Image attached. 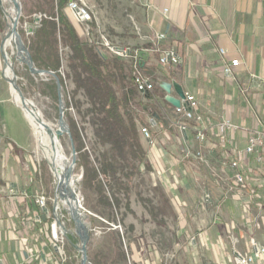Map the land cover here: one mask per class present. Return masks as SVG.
Here are the masks:
<instances>
[{"label": "rangeland", "instance_id": "374dc122", "mask_svg": "<svg viewBox=\"0 0 264 264\" xmlns=\"http://www.w3.org/2000/svg\"><path fill=\"white\" fill-rule=\"evenodd\" d=\"M1 1L0 173L5 171L7 174V170L11 168L8 162L10 159L6 157L7 152L3 144L12 138L24 149L21 161L23 167L21 169L22 186L30 185L27 189L32 198L37 193L43 192L50 199L51 210L48 214L42 212L46 217L45 222L40 223L37 219V222H32L30 225L33 217L37 215L31 214V216L29 215L31 217L30 220L26 219L27 216L20 220L18 219L19 222L13 220L17 232L13 230L14 228L11 225H9L11 227L10 230L5 227L1 233L0 257L2 256L1 258L9 264L21 263L25 260L28 251L34 250L40 251V254L44 255V257L39 258L44 264H49L46 260V255L51 252V248L50 245L46 244V241H48L46 235L52 221L50 217L52 219L55 217L51 212L54 203L60 225L71 232L72 235L69 238L75 239L74 244L69 239L64 240L63 249L67 257L70 258L67 264H80L81 255L78 251L80 242L74 233V224L69 213L63 207L61 200H59L60 198L58 196L57 198L55 197L56 181L54 176L37 149L34 131L25 114L13 100L9 81L4 73L6 65L2 55L1 44L11 27L9 20L12 14L8 10H10L12 5H8L5 0ZM18 1L22 12L16 32L22 44L26 47L30 31H34L38 27L34 20V15L40 14L37 7L43 5V0ZM78 2L85 4L92 13L93 26L95 27V24H97L98 29L113 42L117 41L121 44L139 47L136 39L144 37L146 45L150 44L154 39L151 29H144L138 26L141 30L139 31L134 21L140 25H143L144 21L138 15H135L134 19H132V13L128 12L125 6L117 2V0H78ZM65 14L82 40L88 43L89 39L97 41V31L93 30L89 37L86 36L87 25L77 24L68 9H65ZM89 28H91V24L88 25ZM99 51L102 57H110L105 50L99 48ZM5 53L11 58L14 74L17 77L16 85L23 97L33 102L42 114L43 119L57 130L59 105L53 103L49 97L42 96L40 94L41 87L39 86L40 82L49 83L53 78L51 76H42L37 80L21 61L20 50L17 51L12 45L5 49ZM59 53L61 57L60 75L65 83V91H62L61 98L65 105L64 121L68 126L76 152L75 175L77 177L72 172V186L79 201V211L87 216L85 218L81 216V219L82 221L84 219L86 224L90 225L86 248L89 264H153V262H157L155 264H212V258L209 257L208 250L204 248L205 246L201 247L199 244L198 234L206 237V231L214 223L220 224L218 228L220 243L218 248H216L217 252L218 250L220 253L224 252V246L228 247L229 252L231 251L230 249L237 248L238 239L243 240L245 243L247 242V245H249V240L254 238L264 245V228L254 230L244 224L243 217L245 216L241 204L246 201L245 199L237 201L232 192H226V176L219 171V159L213 156L209 145L204 146V149H202L206 162L198 163L190 155L186 157V153L188 149L191 152L197 151L199 145L192 141L191 138H188L187 150L183 151L182 147H180V145H183L181 143V135L176 130L169 128V126L164 128L169 132L167 131V137L163 138L162 147L169 155L166 156L167 160L170 157H176L178 161L180 160L182 169L187 173L183 185L181 184L183 177H180L179 173H175V177L171 179L170 175L165 173L166 171L164 172L166 168H159L152 158L148 160L149 150L157 148V143L160 141L158 135L157 137L152 135L158 123L156 126L150 127V141L144 140L139 133L141 144L146 153V160L144 164L138 166L130 180L120 173H116L114 177L99 173L93 185L85 187L82 182L83 170L77 167V163L80 162L79 155H86L92 166L100 171L102 156L109 155L110 147L99 144L94 136L91 122L92 113H90L91 106L83 91H76L68 68L69 50L60 45ZM30 79L34 81L35 85L30 84ZM230 91L234 99L238 101L239 97L244 102L243 97L238 94L234 85L230 86ZM251 93L252 91L248 92V98L253 101L255 99ZM258 94V101L261 100V107L258 104L257 106L264 110V93ZM154 95L157 97L155 93ZM138 101L144 104L156 105V103L143 101L139 95L135 103ZM158 101H161V99L158 98ZM253 103L255 104V102ZM157 107L159 108V106ZM152 118H145L147 126ZM70 121L74 122L78 129L82 148L79 153L76 151L78 144L74 143L68 125ZM252 124V120L246 117L245 126L251 127ZM238 126L241 125L238 124ZM144 127L142 126V128ZM59 139L64 153L71 162L70 139L66 136V133L61 132H59ZM213 139H210L211 142L216 140ZM223 148L227 151L226 147ZM213 151L219 153L217 149ZM137 164V162L134 163L136 167ZM98 180L104 186V194L108 198L113 196L117 200L116 206H107L105 202L101 201L95 188ZM123 186L128 191L127 196L123 191ZM77 190L79 191V198ZM245 195L243 193L240 196ZM7 211L5 215H10L9 217L14 219V211L13 213L11 210H9L10 212ZM182 219L185 223L181 225V229L179 222ZM12 233L14 234L12 235ZM154 253L157 255L156 259L151 256Z\"/></svg>", "mask_w": 264, "mask_h": 264}, {"label": "crops", "instance_id": "0c3cea01", "mask_svg": "<svg viewBox=\"0 0 264 264\" xmlns=\"http://www.w3.org/2000/svg\"><path fill=\"white\" fill-rule=\"evenodd\" d=\"M117 2L122 3L127 11L132 13V19L138 15L144 21L145 25L134 21L137 28L138 26L148 28L153 31L154 36L161 35V48L173 49L178 55L180 65L166 69L158 68L155 76L163 79L160 82L180 85L184 94L193 95L197 99L201 113L210 120L228 119L235 125L246 124V117H250L244 102L242 98L238 97V101L233 98L230 86L234 85L238 94L241 88H250L249 74L252 73L262 81L264 88V0H117ZM136 41L138 48L150 47V44H145L144 37ZM219 50H224L226 54L220 55ZM234 59L240 62V66L234 71L232 80L226 79L221 73L222 67ZM143 62L144 65L147 62V65L158 67L156 55L147 54ZM251 94L253 98L259 95L253 91ZM164 95L166 96L165 93ZM170 95L176 97L174 91H171ZM157 98L160 96L157 95ZM256 104L261 107V100L256 101ZM165 108L167 112L170 111L166 106ZM164 128L166 127L160 123L155 128L154 137L158 135L160 141L157 143V148L149 150L148 160L152 158L159 168H166L164 172L166 171L171 179L175 177V173H179L180 177H183L181 180L183 185L187 173L182 169L180 160L178 161L176 157L167 160L166 156L169 155L162 147L163 138L167 137L168 131ZM180 137L183 143L180 147L185 151L186 137ZM234 138L240 139V134L235 133ZM8 140L3 145L7 152L6 157L10 159L8 162L11 168L7 170V174L5 171L0 173V239L5 227L10 230L9 225H11L13 230H16L13 220L19 222L25 216L30 220L31 214H36L31 210L34 203L31 195L30 198L25 199L20 197L12 199L8 195L10 188L18 190L26 188V185L21 184L23 168L21 161L24 149L16 140L12 138ZM209 148L218 150L219 153H215L216 158H219L224 151L216 140L210 143ZM6 210H11L12 213L14 211V219H11L10 215H5ZM35 219L40 223L43 222L36 215L30 225ZM183 223L185 221L182 219L179 222L181 229ZM219 225L214 223L206 231V237L198 234L199 244L208 250L212 264H233L232 249L229 252L228 247L224 246V252L216 251L220 243ZM237 242L240 245H237L236 251L250 252L247 242L240 239ZM36 254L39 258L44 257L40 251H36ZM151 256L157 258L155 253ZM155 263L157 262H153ZM256 264H264V258Z\"/></svg>", "mask_w": 264, "mask_h": 264}, {"label": "built area", "instance_id": "2783aa9c", "mask_svg": "<svg viewBox=\"0 0 264 264\" xmlns=\"http://www.w3.org/2000/svg\"><path fill=\"white\" fill-rule=\"evenodd\" d=\"M67 9L71 12L74 21L79 25H87L86 36H90L91 28L88 25L93 24V16L90 10L82 2L78 0L70 1ZM44 17L40 14L34 15L38 21ZM90 27V26H89ZM98 34L97 41L89 39V43H93L96 47L105 50L111 57L123 61H130L131 63V77L134 86L138 90L140 98L145 102L156 103L160 108V112L165 116L168 126L176 130L179 135L186 137L184 141L186 146L188 138L199 145L195 152L188 149L186 157L189 155L198 163L206 162V157L202 152L204 146L210 145V139L214 138L223 148V153L219 159V171L226 176V192H232L237 201L245 199L241 206L244 212L243 222L247 227L254 230L264 228V110L257 106L258 96L255 100H249L248 92L264 93L262 81L254 75L249 74L251 86L250 88H241L239 94L243 97L246 111L252 120V126L235 125L228 119H221L218 121L206 118L200 111V105L197 99L190 94H185V98L181 100L178 109L173 108L172 113L167 112L162 101L154 95L155 84L153 79L146 75L142 70L144 66V57L147 54L157 56V64L161 69H166L173 66L180 65L181 61L173 49H163L160 46L162 36L156 34L150 43V47H132L129 44H121L117 41L113 42L108 39L107 35L103 34L95 24L94 27ZM33 31H30V35ZM220 55H225L224 50H219ZM240 66V62L236 59L223 65L221 73L226 79H233L234 71ZM151 95L150 99L145 98V94ZM255 102V104L253 103ZM162 103V104H161ZM157 125L155 119H150L148 126L139 127L141 137L150 141V127ZM235 133L240 134V139L234 138ZM215 157V152L212 150ZM216 158V157H215ZM30 185L25 189H9L8 195L10 198H30ZM245 193V196H240ZM32 196V195H31ZM35 205L41 212L48 214L51 208L50 199H48L43 192L37 193L33 198ZM52 206V213L54 219L50 217L51 225L48 227L46 238L47 245H50L51 252L46 255V260L49 264H67L70 259L64 252V240L69 239L72 235L66 227L60 225L57 217V209ZM15 216V215H14ZM37 222V219H35ZM231 229V228H230ZM235 229V226H234ZM233 240V237H232ZM249 253H240L235 249L232 250V259L234 264H256L264 258V245L260 244L257 239L251 238L249 240ZM44 264L36 254V251H28L25 260L16 264ZM0 264H6L4 259L0 257Z\"/></svg>", "mask_w": 264, "mask_h": 264}, {"label": "trees", "instance_id": "16d2710c", "mask_svg": "<svg viewBox=\"0 0 264 264\" xmlns=\"http://www.w3.org/2000/svg\"><path fill=\"white\" fill-rule=\"evenodd\" d=\"M70 1L75 0H43V5H39L37 10L44 17L33 34L28 37L26 48L34 67L56 73L64 91L65 83L60 75L59 47L63 45L69 50L68 68L76 91H83L91 106L94 136L99 144L110 147L109 155L102 156L100 171L92 166L86 155H79L80 162L77 163V167L83 170V185L91 187L99 173L112 177L120 173L130 180L138 166L144 164L146 160V153L139 137V126H147L145 119L147 117H153L164 127L168 126V122L156 105L144 104L141 101L135 103L139 94L132 82L130 61L111 56L102 57L98 47L79 37L65 14ZM0 29L2 30V25ZM91 30V32L94 30L93 24ZM158 68L157 65H147V62L142 67L144 73L154 81V93L160 96L163 104L172 113L173 108L165 102L164 92L159 86L160 80L163 79L155 76ZM30 84L35 85L32 79ZM39 86L40 94L49 97L57 105V87L54 81L40 82ZM145 98L150 99L151 95L146 93ZM68 125L74 143L78 144L76 151L79 153L82 148L77 126L72 121ZM135 162L138 163L137 167L134 165ZM95 188L101 201L107 206L117 205V200L113 196L108 198L104 194V186L99 180ZM123 191L127 196L128 191L124 186ZM31 210L43 222L46 221L45 215L34 203ZM69 241L74 244L75 239L69 238Z\"/></svg>", "mask_w": 264, "mask_h": 264}, {"label": "bare ground", "instance_id": "6f19581e", "mask_svg": "<svg viewBox=\"0 0 264 264\" xmlns=\"http://www.w3.org/2000/svg\"><path fill=\"white\" fill-rule=\"evenodd\" d=\"M5 1L8 2V5H12L11 0ZM8 11H10V13L12 14L9 20L11 25V21H13L14 18L15 7L12 5L10 10ZM10 45H12L17 51L20 50V53L22 54L23 49L21 48L18 40L11 39V37L8 36V38L5 40L4 49H6ZM12 70L13 63L11 61V58L7 56V64L5 66L4 73L6 74L8 81L9 79H11ZM9 87L14 102L21 107L30 126L34 131V135L37 140V149L41 157L47 162L51 173L54 176L57 189L56 194L60 198L59 200H61L63 207H65V209L69 213L74 215L77 223V230L80 232H84V230L82 229V215L79 211V201L75 196L71 180L73 172L72 160L70 162L67 158L59 139V132L66 133L67 129L63 126L60 127L58 124V129L56 130L55 127L51 126L43 119L42 114L35 107L33 102L29 101L28 99L22 100V97L20 96L18 91L14 89L10 82Z\"/></svg>", "mask_w": 264, "mask_h": 264}, {"label": "water", "instance_id": "95a60500", "mask_svg": "<svg viewBox=\"0 0 264 264\" xmlns=\"http://www.w3.org/2000/svg\"><path fill=\"white\" fill-rule=\"evenodd\" d=\"M12 5L15 7V13H14V18L13 21H11V27L9 28V33H7V35L5 36V40L9 37H11V39H16L18 40V42L21 45V48L23 49L22 51V62L27 66L29 72L35 76V77H42V76H51L53 78L54 83L56 84L57 87V101H58V105H59V110H58V124L60 127H65L67 129L66 132V136L70 139L71 142V158H72V167H73V175L75 177H77L75 175V167H76V152L75 149L73 147V140L71 138V135L69 133V129L68 126L64 123V110H65V105L62 102L61 98H62V85L60 83L59 77L57 76L56 73L52 72V71H47V70H38L34 67L32 59L28 53L27 48L22 44L20 37L18 36L16 30L18 28V24L21 18V12H22V8L21 5L19 3L18 0H11ZM0 5H2V1L0 0ZM35 21H38L37 18H35ZM5 40L2 41L1 44V50H2V55L4 57L5 60V65L7 64V56L5 53V49H4V45H5ZM16 81H17V77L14 74V70H12V75H11V79H9L10 84H12V86L14 87V89L16 91H18V93L20 94V96L22 97V100H26L20 89L17 87L16 85ZM160 88L162 89V91L166 94L165 96V102L167 104H169L172 108H176L178 109L180 107V103L181 100H183L185 98V94L182 90V87L176 83H166V82H161L159 84ZM171 91H174V93L176 94V97H172ZM79 179V177H78ZM57 190V189H56ZM57 192L55 191V197L57 198ZM77 194H78V198H79V191L77 190ZM68 212V211H67ZM69 213V212H68ZM82 214V213H81ZM72 222L74 224V233L77 236L80 245H79V253L81 255V262L80 264H89L88 262V256H87V252H86V248H87V242L89 239V232H90V225L86 224V222L82 221V229L84 230V232H80L77 230V223H76V219L74 217L73 214L69 213ZM82 216L85 218L87 217L86 215Z\"/></svg>", "mask_w": 264, "mask_h": 264}]
</instances>
